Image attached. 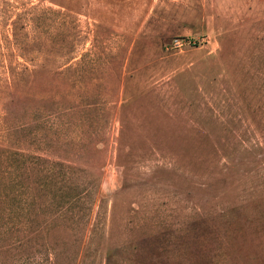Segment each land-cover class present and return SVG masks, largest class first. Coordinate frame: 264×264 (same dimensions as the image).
<instances>
[{
	"label": "rangeland",
	"instance_id": "374dc122",
	"mask_svg": "<svg viewBox=\"0 0 264 264\" xmlns=\"http://www.w3.org/2000/svg\"><path fill=\"white\" fill-rule=\"evenodd\" d=\"M0 264H264V0H0Z\"/></svg>",
	"mask_w": 264,
	"mask_h": 264
}]
</instances>
